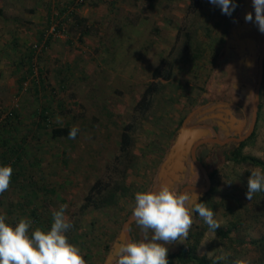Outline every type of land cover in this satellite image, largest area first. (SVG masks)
<instances>
[{"label":"rangeland","instance_id":"obj_1","mask_svg":"<svg viewBox=\"0 0 264 264\" xmlns=\"http://www.w3.org/2000/svg\"><path fill=\"white\" fill-rule=\"evenodd\" d=\"M234 3L237 7L228 16L209 0H0V166L13 168L9 189L0 194V215L6 222L15 225L28 218L33 229L47 231L52 213L66 204L65 215L72 224L66 232L69 242L81 249L87 264H108L132 216L135 194L157 188L178 132L200 127L202 116L213 118L216 102H228L226 94L212 100L206 94L219 62L226 58L231 27L242 10L243 0ZM262 48L264 40L259 51ZM248 57L253 59L234 53L235 73L244 70ZM175 58L180 60L171 83L137 125L136 159L127 180L133 195L121 197L113 208L83 212L91 187L114 167L123 128L132 123L152 71L163 59ZM253 65L256 77V59ZM261 93L255 135L245 141L243 153L264 163V80ZM242 108L236 107V116ZM44 110L50 121L43 117ZM11 112L14 116L6 125ZM250 115L236 137L248 131ZM52 125L80 131L75 139H55ZM234 130L223 133L214 127L211 135L231 136ZM204 148L200 157L213 165L215 154ZM254 169L264 173V166L250 162H222L216 167L211 188L199 202L213 210L221 227L233 222L240 227L232 231L231 240H222L194 215L188 236L203 232L199 256L226 264L230 259L247 263L252 257L253 242L264 234L262 224L250 217L255 196L264 191L251 201L245 196ZM193 178L177 184V193ZM198 179L203 184L200 175ZM261 198L264 206L263 194ZM143 236L140 233L139 240ZM165 246L169 257L180 250ZM169 264L183 263L176 258Z\"/></svg>","mask_w":264,"mask_h":264},{"label":"clouds","instance_id":"obj_2","mask_svg":"<svg viewBox=\"0 0 264 264\" xmlns=\"http://www.w3.org/2000/svg\"><path fill=\"white\" fill-rule=\"evenodd\" d=\"M209 3L220 7L222 14L231 16L237 7L234 0H209ZM255 11L245 14V21L255 23L258 30L264 33V0H252ZM58 123L62 118L56 117ZM79 128L73 126L68 134L69 139H75ZM196 131L186 132L183 139L191 137ZM247 181L246 199L251 201L254 194L264 191V173L254 169ZM13 168L10 165L0 166V194L9 189ZM230 183V182H229ZM66 204L52 213L50 230L40 227L32 228L33 221L20 218L15 225L6 222L7 217L0 215V264H87L81 249L70 243L66 232L72 227L65 215ZM193 213L215 231L220 227L214 218V212L193 192L184 190L182 193L161 184L154 190L138 191L135 194V205L132 210V220L141 229L143 239L126 240L119 244L115 251V264H169L168 249L165 245L186 239L193 224ZM131 231V229H127ZM149 233L151 235L149 236ZM215 264V261L213 262ZM234 264H246L237 260Z\"/></svg>","mask_w":264,"mask_h":264},{"label":"water","instance_id":"obj_3","mask_svg":"<svg viewBox=\"0 0 264 264\" xmlns=\"http://www.w3.org/2000/svg\"><path fill=\"white\" fill-rule=\"evenodd\" d=\"M246 13H252L254 20L255 11L252 0H243L242 10L233 22L229 39L224 49L226 58L221 59L219 62V66L215 70L211 84L209 85V93L206 94L207 99L211 98V100L217 96L222 99L226 94L228 102H216L218 109L214 115H211L213 118L210 119L206 115L202 116L201 121L203 120V123L200 127L196 129L184 127L178 132L162 166L160 177H158L159 179L157 180V188L159 185L169 182L171 184L170 187H174L176 190L177 184L183 182L184 178L194 177L193 179L195 181L183 186L179 193L187 190L193 192L194 200L195 193L200 200L211 188L212 179L209 173L215 170L219 163L224 162V150L226 148L231 149L232 146H237L247 141L253 135L258 122L261 98L260 89L264 80V48L259 51V43L264 40V33L258 30L255 23L245 21L244 17ZM255 30L257 33L259 32V34H256ZM237 51L240 54L246 53L253 57V59L250 57L247 58L246 65H243L245 68L239 72V74L235 73V70H233V62L235 61L233 56ZM254 59L257 60L256 77L252 74V72L254 73L253 66L255 67V65H253ZM255 80H257L256 85L253 84ZM252 95H254V101L251 102ZM243 104L244 106H240ZM236 107H243L241 115L239 114L240 116H236ZM248 114H251L248 131L243 136L238 135L236 137V134H238L237 129H239V131L242 129V122L245 121ZM214 127H218L220 132L223 133H229V128H233L235 129L232 131L234 135L222 137L220 134H216L212 136L211 134H213ZM192 131L197 132L194 140L191 137L182 140L186 132ZM203 147L210 153L215 154L212 161L213 165L204 164L199 159ZM186 158H188L190 162H186ZM198 174L203 179V184H201V181H198ZM193 215H195V213H193ZM133 224L134 221L132 220V216H130L124 223L120 237L108 256V264H115V251L119 244L126 240H133L131 232L127 231ZM187 238L169 244L179 247L187 241ZM170 253V249H168L167 258Z\"/></svg>","mask_w":264,"mask_h":264},{"label":"trees","instance_id":"obj_4","mask_svg":"<svg viewBox=\"0 0 264 264\" xmlns=\"http://www.w3.org/2000/svg\"><path fill=\"white\" fill-rule=\"evenodd\" d=\"M77 25H81V23L77 22ZM190 36L191 35L187 34V43L191 41ZM40 38L41 39L39 40L43 41L44 34ZM179 60L180 59L176 58L172 60L163 59L161 65L152 71V82L147 86L142 100L136 107V114L134 116V119L132 120V123L123 128L119 154L116 157L114 167L101 180H98L96 184L91 187L82 206L83 212H86L91 208H93L94 210L113 208L118 204V201L121 197L133 195L132 188L130 184H128L127 180L129 178V172L131 170L132 164L136 159L133 151L135 146V134L138 130L137 125L147 118V114L150 111L156 97H158V93L163 92V89L167 88L169 86V83H171L174 76L175 66ZM163 96H166V94H163ZM260 97H262V93L260 94ZM13 114V112L9 114L8 122L6 123V125H10ZM42 114L46 121H50L48 112L46 110H44ZM138 115L139 118L137 117ZM52 126L53 127L51 128V135L53 138L69 139L68 134L72 126ZM254 135L255 133L250 139H252ZM246 143L247 142H243L238 144L237 146H232L231 149L226 148L223 152L224 163L233 162L236 164H240L244 162H250L255 165L264 166V163L262 161L243 153V149L246 146ZM208 153V151L205 153V155L207 154V157ZM199 159L204 163L201 157H199ZM15 160L19 162L20 155L17 154ZM216 173L217 170L211 171L209 173L210 178L213 179ZM262 194L264 195V193L262 192L255 196L253 202L254 205L250 210V217L251 222L262 224V227L264 228V206L261 204ZM239 227L240 226L237 222H233L229 227L224 228L220 226L219 228L215 229L214 232H216V234L222 240H231L232 231L237 230ZM130 229L132 239L139 241L140 233H143L141 229L135 223L131 225ZM150 235L151 233H149V236ZM202 236L203 232L193 231V233L188 236L187 242L179 246V252L176 254H172L168 258L169 263L177 258L178 260L182 261L183 264H213L214 261L215 264H226L225 262H222L220 260L211 259L206 256H199L197 254L198 246L200 244ZM253 243L255 244L253 255L246 264H264V234L260 240ZM234 262V260L230 259L228 264H234Z\"/></svg>","mask_w":264,"mask_h":264},{"label":"flooded vegetation","instance_id":"obj_5","mask_svg":"<svg viewBox=\"0 0 264 264\" xmlns=\"http://www.w3.org/2000/svg\"><path fill=\"white\" fill-rule=\"evenodd\" d=\"M254 132H255V131H254ZM253 134H254V133H253ZM252 136H253V135H252ZM252 136H251V137H252ZM251 137H250V138H251ZM250 138H249V139H250Z\"/></svg>","mask_w":264,"mask_h":264}]
</instances>
